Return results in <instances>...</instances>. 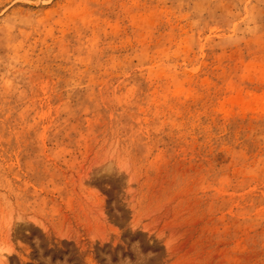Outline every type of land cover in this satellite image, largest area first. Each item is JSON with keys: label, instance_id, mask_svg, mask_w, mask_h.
Here are the masks:
<instances>
[{"label": "rangeland", "instance_id": "1", "mask_svg": "<svg viewBox=\"0 0 264 264\" xmlns=\"http://www.w3.org/2000/svg\"><path fill=\"white\" fill-rule=\"evenodd\" d=\"M0 264H264V0H0Z\"/></svg>", "mask_w": 264, "mask_h": 264}]
</instances>
